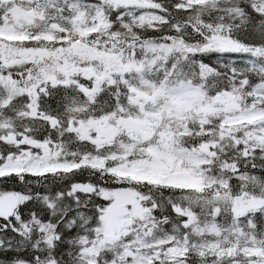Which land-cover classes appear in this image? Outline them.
I'll list each match as a JSON object with an SVG mask.
<instances>
[{"label":"snow or ice","instance_id":"6c2138e0","mask_svg":"<svg viewBox=\"0 0 264 264\" xmlns=\"http://www.w3.org/2000/svg\"><path fill=\"white\" fill-rule=\"evenodd\" d=\"M0 264H264V0H0Z\"/></svg>","mask_w":264,"mask_h":264}]
</instances>
